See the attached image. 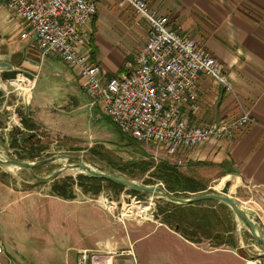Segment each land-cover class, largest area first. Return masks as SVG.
Instances as JSON below:
<instances>
[{
    "label": "crops",
    "instance_id": "obj_1",
    "mask_svg": "<svg viewBox=\"0 0 264 264\" xmlns=\"http://www.w3.org/2000/svg\"><path fill=\"white\" fill-rule=\"evenodd\" d=\"M148 1L169 18L173 28L180 29L216 58L222 74L233 86L234 92H230L213 78L201 76L198 82L199 108L190 113L191 122L197 126H210L233 121L244 113H249L254 119L253 123L238 129L233 140L198 147L188 167L206 171L208 166H212L218 175L212 179L221 181L237 176L264 202V0ZM97 2L99 11V5L109 1ZM115 17L116 21L104 18L101 9L90 26V52L93 60L101 65L105 80L133 69L148 34V25L138 16L137 20L127 19L122 14ZM103 26L110 27L113 33L129 32L134 38L131 53L117 56L111 55L109 49L106 51L99 41ZM22 31V21L4 0H0V87L1 82L7 83L2 79L5 72L21 71L33 77L30 80L20 76L18 81L23 80L22 86L32 83L29 91H24L30 94L28 116L38 127L45 124L42 112L46 93L41 92L34 98L40 83L46 85L49 74L53 72L65 84L74 82L80 86L81 82L78 73L68 66L65 74L59 71L58 57L45 56L31 40H22ZM21 85L16 86L23 90ZM184 174L196 178L189 173ZM13 182L10 174H0V244L4 247L0 264H78L83 250L124 251L125 254L115 257L112 264H244L242 261L245 259L239 257L233 248L205 249V242L186 235L190 232L185 225L187 223L180 226V231L178 226L173 229L168 223H156L148 228L149 235L141 236L140 232L138 235L134 231L132 238L127 234L118 239H103L101 235H95L92 222L88 228L81 221L85 239L77 238V214L88 221L87 214L83 215L86 212L83 207L51 202L54 195L30 191L24 186L15 187ZM210 188L206 185L201 192H208ZM191 206L213 215L214 210L206 204ZM225 207L230 209L227 205ZM160 229L165 231L161 247H151L153 251L148 252L137 248L142 239L151 238ZM88 235L92 244L89 246L86 244ZM206 240L228 246L226 241L220 242L215 236ZM235 248L239 250L238 246ZM130 250L134 256L128 254Z\"/></svg>",
    "mask_w": 264,
    "mask_h": 264
},
{
    "label": "rangeland",
    "instance_id": "obj_2",
    "mask_svg": "<svg viewBox=\"0 0 264 264\" xmlns=\"http://www.w3.org/2000/svg\"><path fill=\"white\" fill-rule=\"evenodd\" d=\"M106 1L109 2L99 5L98 11L100 12L102 9L104 18L116 21L115 15L122 14L126 15L127 19H138L130 6H120L117 0ZM100 32L102 35H100L99 41L102 46L104 45L106 51L110 50L111 55L116 54L118 56L120 54L125 56L127 53H131L134 48V38L130 36L129 32L113 33L110 27L106 28L104 26ZM111 59L113 60V57ZM56 62L60 67L59 71L65 74L67 65L61 60ZM113 76L115 75L111 77ZM3 81H7V83L1 82L2 87H0V152L3 157L29 163L60 156L80 157L85 164L94 168H100L107 173L116 174L144 186H158L166 191L165 183L157 175L155 166L163 163L174 165L172 163L174 162L173 159L164 155H158L157 158L154 146L126 136L118 126L112 123L101 106L95 104L85 94L81 83L80 86L73 84L74 82L65 84L56 76L55 72L49 74L46 80L47 84L40 83L34 92V98L41 92L46 93V97H44L45 109L43 108L42 112L45 124L38 126L31 133L22 122L23 119L29 121V123L32 120L28 116L31 106L28 97L30 94H26V91L16 86L17 84L14 85L13 81ZM9 82L13 83L9 84ZM74 88L77 89V92L74 91ZM31 124L33 125V123ZM22 132L28 136L35 135V138L42 143L41 147L34 149L35 153L29 151V148L23 143H18V141L24 139ZM33 154L35 155L34 158H32ZM67 164H77V161L57 160L50 164L38 166L34 170V174L46 178ZM146 164L149 165L147 169H145ZM198 170V167L189 168L188 165L180 168L181 172L195 176L194 179L202 183L204 187L206 185L210 186V190L191 195H177L178 198L188 199L203 193H220L221 185L225 180L212 179L218 176L214 167L208 166L206 171ZM3 173L10 174L14 178L15 187L24 186L30 191L39 190L44 191L45 194L54 195L55 199H51V202L57 204L83 207L86 210L83 215L87 214L88 221L77 214V238L83 237L85 239V234L81 229L82 225L80 226L81 221L85 222L86 224L83 225L88 228L91 227L92 222L95 235H101L100 237H103V239H118L127 234H130L132 238L134 237V231L138 235V232H140L141 236L149 235L150 230L148 228L155 226L156 223H168L173 229L178 224L182 226V224L187 223L185 225L189 227L187 230H190V232L186 235L193 237L196 241L205 242V245H203L205 249L233 248V251L239 257L245 259L242 261L244 264H264V253L256 246L249 230L237 219L232 210L225 207L223 203L220 204L216 201L202 203V205L206 204L210 206L211 210H214L212 216L206 214L211 217L214 224L212 232L207 235L200 230H195V228L197 229L195 224H198V222L189 223L186 219L182 221L178 219V216L181 215L184 218L183 214H185L180 211L182 210L181 205L143 194L136 195L131 190L111 186L106 182L94 183L89 179V175L78 170H66L55 180L48 183H38L33 174L25 169L0 167V174ZM238 181V184L236 183L237 187L230 193L229 197L233 198L251 217L260 218L259 226L264 231V202L260 201V197L247 189L240 180ZM101 196H104L110 202L117 203V212L119 213L122 212L123 206L129 205V202L135 197L142 201H149L152 198L154 220L139 222L124 218L119 221L113 218L111 213L98 203ZM173 196L175 197V195ZM47 204L50 203L47 201ZM213 207L216 208L213 209ZM196 210L204 212L202 209ZM163 233H165L164 229H160L151 238L142 239L137 248L148 252V250L153 251V248L157 245L161 247L164 243L162 237L165 235H162ZM210 236H215L220 239V242L226 241L228 246H219V243L216 244L213 241L206 240ZM86 244L87 246L92 245L90 235H88ZM236 244L239 250H236Z\"/></svg>",
    "mask_w": 264,
    "mask_h": 264
},
{
    "label": "built area",
    "instance_id": "obj_3",
    "mask_svg": "<svg viewBox=\"0 0 264 264\" xmlns=\"http://www.w3.org/2000/svg\"><path fill=\"white\" fill-rule=\"evenodd\" d=\"M4 1L23 23L22 40H31L43 55L56 56L76 71L85 94L101 106L113 124L126 136L154 146L157 158H172L177 168L187 166L198 147L233 140L238 129L254 121L249 113H244L233 121L210 126L191 122L190 113L199 108L201 76L213 78L230 92H234L233 86L222 74L217 59L180 29L173 28L169 18L148 0H117L146 22L148 34L133 69L108 80L90 52V26L98 14L97 0ZM101 201L119 221H153L155 217L152 198H133L126 205L127 215L123 211L125 205L119 213L117 203L104 196L98 203ZM124 254L119 250H83L78 264H112L115 257ZM128 254L134 256L132 250ZM3 255L0 244V257Z\"/></svg>",
    "mask_w": 264,
    "mask_h": 264
},
{
    "label": "water",
    "instance_id": "obj_4",
    "mask_svg": "<svg viewBox=\"0 0 264 264\" xmlns=\"http://www.w3.org/2000/svg\"><path fill=\"white\" fill-rule=\"evenodd\" d=\"M20 76H23L27 79L33 80V77L27 73L21 71H11L5 72L2 76L3 80H14L17 81ZM24 134V132H22ZM75 160L77 164H67L66 166L60 168L52 175L42 178L36 174H34V170L41 165L50 164L57 160ZM0 167L8 169V168H15V169H25L31 172L33 176L36 178L38 183H48L55 180L57 177L61 175L66 170H78L79 172L86 173L90 177L99 178L103 180H107L116 184L123 186L124 188L131 190L133 192L143 194L146 196H150L152 198L157 199H165L169 202H172L177 205L181 206H189L199 202L205 201H217L227 205L232 212L235 214L237 219H239L243 225L249 230L251 233L253 240L263 253H264V231L259 226L260 218L251 217L244 209H242L239 204L231 197H229L231 189L233 187V181L229 180L226 182L220 190V193H211V194H200L194 196L192 198H178L174 197L172 194L165 191L163 188L158 186H144L135 181L129 180L127 178L118 176L113 173H107L102 169H97L91 167L90 165L85 164L80 157H71V156H60V157H52L45 160H41L38 162H21L15 159H6L0 152Z\"/></svg>",
    "mask_w": 264,
    "mask_h": 264
},
{
    "label": "trees",
    "instance_id": "obj_5",
    "mask_svg": "<svg viewBox=\"0 0 264 264\" xmlns=\"http://www.w3.org/2000/svg\"><path fill=\"white\" fill-rule=\"evenodd\" d=\"M22 122H24L25 128L30 131L37 129V126L30 124L29 121H25L23 119ZM27 142L29 143L28 146L31 148V152H34V149L36 147H41V144H42L39 139L35 138V135H30L27 138V141H24L25 144ZM34 157L35 155L33 154L32 158ZM145 166H146L145 169H147L149 165L146 164ZM155 168L157 169V175L161 179H163L165 183L166 191L172 195H175V197H177V195L196 194V193H199L205 190V187L202 183L196 181V179L190 176H187L186 174L180 171V168H177L175 165H170L169 163H163L160 165L156 164ZM89 179L94 183L106 182L108 185H111V186L123 187L119 184H116V183H113L107 180L99 179V178L89 177ZM133 193H135L136 195L139 194L136 192H133ZM202 203L204 202H199L193 205L199 206V205H202ZM181 209L182 210L180 211H182V213H185V214H183L184 218L182 215L178 216V219L180 221L186 219L187 222L189 223L198 222V224H195L197 227V229L195 228L196 231L200 230L203 234L205 233L207 235L212 232V219L211 217L206 215V214H209L207 211L202 212V211L196 210L191 205L182 206ZM177 226L179 227L178 230L180 231L181 225L178 224Z\"/></svg>",
    "mask_w": 264,
    "mask_h": 264
},
{
    "label": "bare ground",
    "instance_id": "obj_6",
    "mask_svg": "<svg viewBox=\"0 0 264 264\" xmlns=\"http://www.w3.org/2000/svg\"><path fill=\"white\" fill-rule=\"evenodd\" d=\"M13 82H15V84H19V85H21L23 82V80H17V81H14V80H12ZM32 83H25V86H22L21 88H23V90H27V91H29V89L31 88V85ZM92 167V166H91ZM232 180L233 181V187H232V189L236 186V183H237V181H238V178H237V176H230L229 178H227L226 180H225V182L227 181V180ZM224 182V183H225ZM224 183L221 185V188L223 187V185H224ZM221 188H220V190H221ZM231 189V190H232ZM231 193V192H230ZM101 205L103 206V207H105V205L103 204V202L101 201ZM129 207L128 206H124V209H123V211L125 210V212H124V214L125 215H127L126 213H127V209H128ZM131 208V207H130ZM136 212V211H135ZM249 264H254V263H249Z\"/></svg>",
    "mask_w": 264,
    "mask_h": 264
},
{
    "label": "flooded vegetation",
    "instance_id": "obj_7",
    "mask_svg": "<svg viewBox=\"0 0 264 264\" xmlns=\"http://www.w3.org/2000/svg\"><path fill=\"white\" fill-rule=\"evenodd\" d=\"M31 133H33V131H30ZM23 138L21 141H18L19 144L23 143V145H25L27 148H29V151H31V148L28 146V142L25 144L24 141H27V138L29 137L26 134H22Z\"/></svg>",
    "mask_w": 264,
    "mask_h": 264
}]
</instances>
